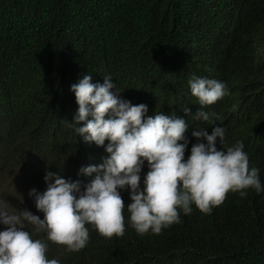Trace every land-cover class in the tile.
I'll list each match as a JSON object with an SVG mask.
<instances>
[{
  "label": "trees",
  "instance_id": "obj_1",
  "mask_svg": "<svg viewBox=\"0 0 264 264\" xmlns=\"http://www.w3.org/2000/svg\"><path fill=\"white\" fill-rule=\"evenodd\" d=\"M86 74L101 84L111 77L122 99L148 106L146 115L184 119L185 160L195 130L223 127L225 147L243 142L264 187V0H0V202L10 213L27 208L43 219L29 192L46 190L47 171L83 188L96 173L80 169L109 155L108 141L86 143L73 122L71 85ZM197 77L229 91L203 107L208 121L193 118L200 105L189 81ZM148 171L145 161L141 187ZM119 191L132 203L130 188ZM246 191L229 192L210 214L193 204L159 234H138L126 206L122 237L86 224L89 242L77 252L26 230L60 264H264V191Z\"/></svg>",
  "mask_w": 264,
  "mask_h": 264
},
{
  "label": "clouds",
  "instance_id": "obj_2",
  "mask_svg": "<svg viewBox=\"0 0 264 264\" xmlns=\"http://www.w3.org/2000/svg\"><path fill=\"white\" fill-rule=\"evenodd\" d=\"M189 85L200 105L193 117L197 120L208 121L209 113L203 107L229 95L226 83L216 79L197 77ZM71 91L78 104L73 120L78 125L76 132L86 143L105 146L108 141L105 150L109 155L99 165L80 169L85 175L96 173L83 188L79 180L47 171L46 190L38 193L33 188L29 192L37 210L44 213L43 219L27 208L10 213L0 202V223L7 226L0 231V264H60L57 259L47 258V243L33 239L26 224L33 226L34 233L46 232L48 240L77 252L89 242L86 224L94 225L106 238L122 237L126 206L138 234L149 230L159 234L163 228L180 222L181 211L191 214L193 204L202 213L210 214L229 192L246 197L249 188L257 193L264 191L260 170L249 167L243 142L225 147L223 127L214 126L211 134L206 128L195 130L192 135L197 143L185 160L188 144L179 143L185 140L184 119L162 112L146 115L148 106L122 99L109 76H104L101 84L93 83L92 76L86 74L71 85ZM185 112L190 109L185 108ZM145 161L149 171L141 187ZM127 188L132 200L128 205L119 191Z\"/></svg>",
  "mask_w": 264,
  "mask_h": 264
},
{
  "label": "bare ground",
  "instance_id": "obj_3",
  "mask_svg": "<svg viewBox=\"0 0 264 264\" xmlns=\"http://www.w3.org/2000/svg\"><path fill=\"white\" fill-rule=\"evenodd\" d=\"M95 157V156H94Z\"/></svg>",
  "mask_w": 264,
  "mask_h": 264
}]
</instances>
